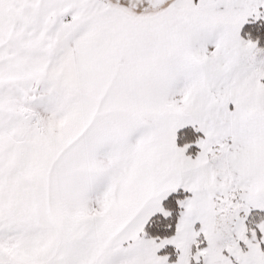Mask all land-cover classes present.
<instances>
[{"label": "snow or ice", "instance_id": "1", "mask_svg": "<svg viewBox=\"0 0 264 264\" xmlns=\"http://www.w3.org/2000/svg\"><path fill=\"white\" fill-rule=\"evenodd\" d=\"M168 11L203 26L184 31L181 58L144 103L166 214L126 224L117 259L109 212L92 202L41 198L34 210L53 223L38 232L0 199V264H264V0H173ZM54 133L38 127L37 138Z\"/></svg>", "mask_w": 264, "mask_h": 264}, {"label": "crops", "instance_id": "2", "mask_svg": "<svg viewBox=\"0 0 264 264\" xmlns=\"http://www.w3.org/2000/svg\"><path fill=\"white\" fill-rule=\"evenodd\" d=\"M190 26L203 25L192 21L184 27L137 29L90 49H75L71 141L58 136L41 143L38 127L49 124L34 123L29 137L16 138L26 147L23 153L11 142L0 146V199L14 215L46 232L52 218L34 210L41 198L45 206L52 201L66 209L90 201L109 212L108 243L111 255L120 259L126 256L120 235L126 224L166 214L162 200L168 190L155 182L152 167L157 132L147 126L144 103L162 70L181 58V36ZM69 142L71 154L59 149ZM37 152L50 158L47 168L43 159L33 163ZM97 190L108 199L97 200ZM71 219L70 214L69 224Z\"/></svg>", "mask_w": 264, "mask_h": 264}, {"label": "rangeland", "instance_id": "3", "mask_svg": "<svg viewBox=\"0 0 264 264\" xmlns=\"http://www.w3.org/2000/svg\"><path fill=\"white\" fill-rule=\"evenodd\" d=\"M172 2L138 12L107 0H0V146L23 153L16 138L42 123L55 126L49 139L71 141L75 49L137 29L184 27L189 21L169 14ZM69 144L59 149L71 154Z\"/></svg>", "mask_w": 264, "mask_h": 264}, {"label": "flooded vegetation", "instance_id": "4", "mask_svg": "<svg viewBox=\"0 0 264 264\" xmlns=\"http://www.w3.org/2000/svg\"><path fill=\"white\" fill-rule=\"evenodd\" d=\"M115 3L118 6H122L125 9H130L138 12H147L151 8L156 9L158 7L167 5L171 0H107Z\"/></svg>", "mask_w": 264, "mask_h": 264}, {"label": "trees", "instance_id": "5", "mask_svg": "<svg viewBox=\"0 0 264 264\" xmlns=\"http://www.w3.org/2000/svg\"><path fill=\"white\" fill-rule=\"evenodd\" d=\"M157 213H164V212H157Z\"/></svg>", "mask_w": 264, "mask_h": 264}]
</instances>
